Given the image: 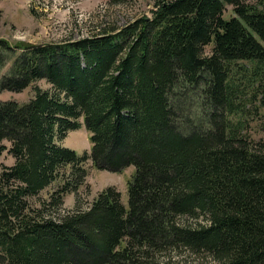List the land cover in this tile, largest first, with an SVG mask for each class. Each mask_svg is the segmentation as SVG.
<instances>
[{
	"label": "trees",
	"instance_id": "1",
	"mask_svg": "<svg viewBox=\"0 0 264 264\" xmlns=\"http://www.w3.org/2000/svg\"><path fill=\"white\" fill-rule=\"evenodd\" d=\"M3 68L0 92L33 95L0 100V264H264V140L249 132L264 116V0H159L62 43L0 39ZM81 126L78 155L60 141ZM88 159L134 165L128 206L107 186L64 209Z\"/></svg>",
	"mask_w": 264,
	"mask_h": 264
},
{
	"label": "rangeland",
	"instance_id": "2",
	"mask_svg": "<svg viewBox=\"0 0 264 264\" xmlns=\"http://www.w3.org/2000/svg\"><path fill=\"white\" fill-rule=\"evenodd\" d=\"M158 1L0 0V39H4L12 45L18 43H62L70 39L90 36L104 28H121L142 15L150 16ZM231 15H233L232 6L225 5L224 16ZM209 51L210 46L206 47L205 53ZM5 69L0 71V76ZM35 83L42 87L48 86L43 80H38ZM32 95L33 85H29L18 92L1 91L0 100L14 99L18 102H26ZM249 126L252 138L264 140V116L252 119ZM60 144L74 149L78 155L90 151L89 134L83 126L69 131ZM2 160L6 164H11L13 158L5 154ZM84 166L86 176L78 194L73 192L64 196L63 207L65 210L74 207L77 196L81 197L83 206L87 205L97 192L107 186L116 187L120 191L121 202L125 207L128 206L127 183L133 177L134 165H129L116 172L96 168L88 159ZM53 187L54 185L49 186L41 194L46 195L47 190H51ZM171 254L173 259H181V262L204 260L202 256L197 257L191 253L181 256H179V252Z\"/></svg>",
	"mask_w": 264,
	"mask_h": 264
}]
</instances>
